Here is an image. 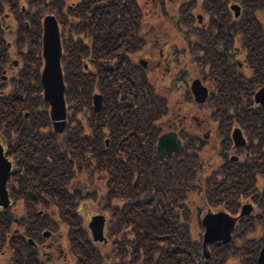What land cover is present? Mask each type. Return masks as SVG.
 <instances>
[{"label":"flooded vegetation","instance_id":"1","mask_svg":"<svg viewBox=\"0 0 264 264\" xmlns=\"http://www.w3.org/2000/svg\"><path fill=\"white\" fill-rule=\"evenodd\" d=\"M194 1L197 0H152L151 6H146L139 0H73L69 4L67 0H0V94L4 90L9 92L2 94L4 100L0 101L6 107L0 108V117L6 109H10L13 120L10 139L0 136L2 153L10 162L6 180L8 203L0 204V211L9 220L10 228L4 233L5 245H0L1 253L3 250L10 251L7 264H85V260L80 262L70 243L68 250L63 249L58 240L61 232L51 226L44 230L43 227L54 218L58 226L62 221L57 208L46 207L52 202L48 195L35 191L23 195L25 189L29 191L32 186L29 174L32 170L42 171L43 178H58V152L52 158L49 148L54 151L55 145L58 151V136L61 134L53 125L51 107L45 99L42 84V73L46 67L43 45L46 18L54 21L59 34L61 71V58L67 44H70L69 39L80 42L82 51H85L82 53V68L90 73L96 67L94 60L99 44L104 54L115 52L118 58L121 54L129 58L141 75L138 81L151 88L162 100L163 111L154 122L157 134L155 153L159 158H172L184 145L189 153H196L198 142L202 147L204 139L214 136L212 128L208 127L214 120L215 136L218 145L221 144L222 154L221 162L212 172L217 188L216 206L219 209L207 211L203 218L218 215L220 224L222 213L233 218L234 223L226 242L209 245L216 250L220 264L226 261L230 264H264V254L261 255L264 252V0H200V13L191 11ZM167 7L175 12H183L184 20L190 22L182 28L186 34L182 42L185 52L196 38L191 49H198L200 53V73L190 81L183 77L185 68L177 65L180 63L179 46L167 37L169 28L160 26L156 29L154 25H149L151 22L145 25L141 22L143 12L151 11L152 17H159L168 11ZM47 9L50 11L46 12ZM128 27L134 30L135 42L133 39L134 45L127 48L125 32ZM255 27L259 28L260 37L254 34ZM96 30H103L106 34L101 38L99 32L95 34ZM35 34L41 37L36 48L30 40ZM236 36L240 38L241 46L233 45ZM85 38H88V43ZM241 52L244 53L243 60L235 62L237 54ZM145 53L148 56L143 58L141 54ZM116 62H110L109 69L116 67ZM229 71L237 91L242 88L243 92L248 90L249 94L246 98L244 93L234 108L230 107L224 112L228 115L220 116V73ZM166 77L168 82L165 83ZM160 87L165 93L168 90L173 93L175 87L188 90L204 116L198 118L191 114L190 107L176 106L180 104L178 99L172 104L166 101L165 96L159 94ZM96 93L93 92L91 96L93 109ZM36 98H40L37 103L34 101ZM44 112L48 113V119L40 116ZM78 122L84 131L90 130L87 118L82 117ZM24 132L33 138L36 135L40 142L34 144L26 139L27 147L35 148L28 149L29 155L20 165L15 147L19 144L17 134L26 136ZM234 134L239 136L241 142L236 140ZM162 135L179 140L178 149L168 156L158 154V142ZM45 136L56 138L54 142L45 141ZM38 146L41 147L38 149ZM230 150L233 154H229ZM20 169L28 174H20ZM19 176H25L27 180H18ZM201 179L199 177L198 182ZM18 188L22 189L21 193ZM12 199L22 204L29 200L33 211L26 210V213L39 216L43 226L36 227L32 222L28 224L24 221L27 218L20 220L15 217L11 212L14 205ZM33 206L41 209L35 210ZM52 215L55 217L52 218ZM13 221L18 222L21 229L11 230ZM200 225L204 229L203 240L206 227ZM94 243V248H97V243L106 242ZM112 250L113 247L108 245L105 254H102V264H113ZM127 256L125 252L124 261ZM158 256L155 253L154 257ZM134 264L142 262L138 259Z\"/></svg>","mask_w":264,"mask_h":264},{"label":"trees","instance_id":"2","mask_svg":"<svg viewBox=\"0 0 264 264\" xmlns=\"http://www.w3.org/2000/svg\"><path fill=\"white\" fill-rule=\"evenodd\" d=\"M253 30L260 37L259 28ZM125 33L128 48L134 45L135 34L129 27ZM105 34L104 31L100 33L101 38ZM68 43L61 58L67 122L58 136V151L55 145L54 151L48 147L52 158L58 152V178H43L42 171L32 170L29 172L32 186L29 191L25 189L23 195L33 191L48 195L52 202L46 207L57 208L69 226L72 231L70 244L80 262L102 264L104 259L78 219L79 204L88 199L105 218L104 235L108 245L113 247V264H134L138 259L142 264H195L201 257L200 244L188 236L180 216L186 212L187 193L200 187L199 171L185 145L167 160L155 153L154 122L163 111L162 100L138 81L141 75L124 54L119 58L115 52L104 54L99 44L94 60L96 67L90 73L82 68L85 51L80 42L69 39ZM116 60L117 66L109 69L110 62ZM230 75L231 71L220 73V97L224 92L228 94L222 100L227 104L220 101V116L228 115L224 112L234 108L232 103L239 102L244 93L246 98L249 94L242 88L237 91ZM93 92L101 95L99 110L92 107ZM39 99L34 101L37 103ZM3 113L0 127H5L9 138L12 112L6 109ZM40 116L48 119V113ZM82 117L87 118L88 132L78 122ZM24 135L17 134L19 144L15 147L20 165L25 163L28 149L35 148L27 147L26 139L34 144L40 142L34 133V138L26 132ZM55 138L45 136V141L54 142ZM20 171V174H28L26 170ZM18 180L27 178L19 176ZM211 180L205 187L210 191L209 199L212 197L211 201L217 205L214 175ZM5 216L0 211L1 246L5 245L4 233L10 229ZM125 252L128 254L126 261L123 258ZM155 253L159 255L157 258Z\"/></svg>","mask_w":264,"mask_h":264},{"label":"rangeland","instance_id":"3","mask_svg":"<svg viewBox=\"0 0 264 264\" xmlns=\"http://www.w3.org/2000/svg\"><path fill=\"white\" fill-rule=\"evenodd\" d=\"M73 0H67V4L71 3ZM141 3H143L146 6H151L152 0H139ZM200 0L194 1V4H192V8L191 11L194 13H200L202 12L201 6L199 5ZM168 3V2H167ZM170 4V3H168ZM172 4V3H171ZM168 11L165 13H161L159 17L156 16H151V11L146 13L143 12L142 16H141V22L142 25L147 24L148 22H151L149 25H154L157 28H159L160 26L162 27H168L169 28V33L167 34V37L173 39L174 41H176L178 43V48H179V52H180V63H178L177 65H179L180 67L185 68V72L183 74L184 78H187L188 80L190 78L195 77L198 73H200V53L197 50L194 51V48L191 49L194 43V38L192 42H190L191 47H189L188 49L185 50L183 49L182 46V42H183V38L186 34H184V32L182 31V28H185L188 24H190V22L188 20H184V13L182 12H175V10H172V8L167 7ZM50 10L47 9L46 12H49ZM192 23V22H191ZM194 24V23H192ZM171 25H174L173 27H171ZM181 26V27H180ZM36 30V29H35ZM146 33V30H143ZM98 32H100L101 34L103 33V30H98ZM69 36V35H68ZM41 38L38 36V34H35L34 36H31L30 40H31V45L33 47H38L39 45V39ZM88 38H85V42H89L87 40ZM234 46H241V42H240V38L238 36H236L234 38ZM198 40V39H197ZM146 49H144L145 51ZM193 51V52H192ZM67 54V52H66ZM146 55L148 56V54L145 53V55L141 54V56L143 58H146ZM137 58V57H136ZM244 58V53H239L236 56L235 62L237 61H242ZM21 64V61H20ZM173 72V71H172ZM245 72H247L245 70ZM159 79V78H158ZM225 80V77H224ZM190 81V80H189ZM168 82V77H166L165 83ZM169 85V84H168ZM169 88V87H168ZM161 90V94L162 96H165L166 101L168 100V102L174 103L177 99L179 100L180 104L176 105H184L185 107H190V111L192 115L197 116L198 118L201 116H204V114H202V111L200 110V105L196 104L193 100V97L191 95L190 92H187L188 90H184L183 88H177L175 87V89H172L174 92L171 93L169 90L167 93H165L164 90H162V88L160 87ZM8 94L9 92L5 91L2 94ZM0 94V95H2ZM10 94H12V92L10 91ZM228 94H226L225 92L221 95L220 97V101L223 100V98H225ZM4 100L3 99V95L0 97V100ZM234 101L236 100V97L234 95L233 97ZM8 101V99H6ZM223 102V101H222ZM221 103V102H220ZM223 103H228V102H223ZM222 103V105H223ZM233 105H235V103H232ZM225 105V104H224ZM4 107L5 108V104L3 106V102L0 101V108ZM195 121V120H194ZM209 128H212V133L213 135H210L209 138L210 139H204L205 142L203 144L202 147H200L199 142L197 143V151L196 153H194V151L192 152V156L195 158L196 160V166L198 167V171H199V177H202L201 181L198 182L200 187H197L196 189H192V191L188 192L186 195V212L184 215L180 216V220L184 223V227L185 229L188 230L187 234L189 237H192L195 240H198L200 247H199V251L201 254V259L197 262L198 264H220L219 260L217 259V255H216V250L213 249V245H208L207 246V254H204L203 249H202V234H203V227H201L200 224H202V219L203 216L205 215V213L209 210L212 211H216L217 209H219L212 200V197L209 199V194L208 191H206L205 185L207 183H210L212 180L210 179L211 176L213 175V169L216 168V166L218 165L219 162H221V158L222 154L220 153V146L218 145V139H216L215 136V125H214V120H212L211 124L208 126ZM221 128L220 127V132H221ZM227 128V127H226ZM5 127L1 128L0 127V136L4 137L5 139H10L6 137L5 134ZM222 131L224 132L225 130L222 129ZM58 134H62V132H58ZM225 136V133H224ZM226 146V145H225ZM229 150V149H228ZM229 154H233V151H229ZM242 173V172H241ZM243 174V173H242ZM205 177H209V179L207 180ZM197 184V183H196ZM210 192V191H209ZM13 200V199H12ZM14 205L12 206V214L19 218L20 220H22V217L27 218L26 222H28V224H30L32 222L33 226H43V224H41V218L39 216H35V215H30L26 213V210H31V204L29 200H26L23 204L20 201H14ZM30 206V208H29ZM34 207V206H33ZM223 206H220V208H222ZM35 210H39L41 209V207H34ZM97 207L95 206V204L88 200L85 199L84 201H82L79 204L78 207V219L80 222V225L84 228H86V232L89 236V238H91V240H93L92 238V234L90 231V228L88 226V222L91 218L92 215H94L95 213L97 214L96 211ZM33 211V210H31ZM29 212V211H28ZM102 213V211H101ZM55 216L52 215V218H54ZM61 225L58 226L57 221L55 220H51L50 224H46L43 228L44 230L47 228H51L58 230L59 232H61V236H58V240L60 241V243L62 244V247L64 250H68L69 248V243H70V233H72V231L70 232V228L67 225V223L65 221H61L60 222ZM8 224H9V220H8ZM16 228L21 229V226H19L18 222H12V226H11V230H15ZM42 228V229H43ZM93 242H95L93 240ZM108 248V243H97V249L102 253L105 254L106 250ZM3 253L0 252V264H7L8 262V254L10 251L7 250H3ZM69 256V255H68ZM70 257V256H69ZM218 261H217V260ZM73 260V259H72ZM71 260V263H73V261ZM223 264H230L228 263V261L224 262Z\"/></svg>","mask_w":264,"mask_h":264},{"label":"water","instance_id":"4","mask_svg":"<svg viewBox=\"0 0 264 264\" xmlns=\"http://www.w3.org/2000/svg\"><path fill=\"white\" fill-rule=\"evenodd\" d=\"M43 45L46 67L42 73V84L44 86L45 99L51 107L50 116L53 125L55 130L60 133L66 125L64 82L59 63L61 49L59 34L57 35L54 21H51L48 18L45 19L44 23ZM262 94L264 95V93ZM100 106L101 95L96 94L94 96V109L99 110ZM234 136L237 141L241 142V139H239L237 134H234ZM178 146L179 140L174 139V137L170 138L168 135H162L158 142V154L161 156H168L171 151H176ZM2 151V146L0 144V204L6 205L8 203L6 180L10 170V162L4 157ZM217 216H206L202 220V224L206 227L202 240L204 254H207V246L210 243H223L229 238L230 230L234 223L233 218L220 213L219 224V217ZM88 226L94 241H106L103 234L104 216L102 214L92 216L88 222ZM263 254L264 252L261 253V255Z\"/></svg>","mask_w":264,"mask_h":264}]
</instances>
